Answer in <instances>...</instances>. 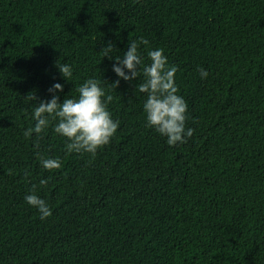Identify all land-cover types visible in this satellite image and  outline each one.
I'll return each instance as SVG.
<instances>
[{
  "label": "trees",
  "instance_id": "obj_1",
  "mask_svg": "<svg viewBox=\"0 0 264 264\" xmlns=\"http://www.w3.org/2000/svg\"><path fill=\"white\" fill-rule=\"evenodd\" d=\"M140 37L141 73L157 48L178 69L186 143L146 126L143 75L102 57ZM89 78L113 97L109 144L68 153L56 121L25 137L54 83L62 102ZM0 264H264V0H0Z\"/></svg>",
  "mask_w": 264,
  "mask_h": 264
},
{
  "label": "clouds",
  "instance_id": "obj_2",
  "mask_svg": "<svg viewBox=\"0 0 264 264\" xmlns=\"http://www.w3.org/2000/svg\"><path fill=\"white\" fill-rule=\"evenodd\" d=\"M148 44L149 41L144 37H140L138 41H130L127 50L123 53V59L120 56L110 55L116 50L111 43L100 50L102 57H108L117 62L112 67L117 77L131 81L143 75L144 80L137 87L139 92L146 93L147 96L143 104L146 126L154 128L160 135L165 136L169 146L186 143L187 139L193 136L194 129L186 128L188 105L183 96L178 94L179 88L175 83V74L178 69L175 65L169 64L163 49L157 48L147 52L150 64L143 65L141 73L140 66L143 64V59L139 49L140 45ZM57 67L64 79L69 81L72 77L71 66L64 63ZM200 75L202 79L206 78L207 70L200 69ZM118 85L119 79L111 83L113 90ZM62 90L63 85L60 83H54L48 89L50 93H53L51 99L40 100L37 103L32 114L36 123L33 128L25 130L24 135L29 137L33 132L40 134L52 121H56L54 131L68 141L66 144L68 153H89L94 157L98 149L110 143L119 127V120L113 119L107 107L113 97L111 94H106L100 81L94 78L85 80L77 88L76 97L64 98L62 102H59L55 93ZM25 99L33 101L38 98L33 93H29ZM40 163L50 172L62 167L58 159H41ZM47 183L46 179L40 181L41 185ZM25 200L41 213V219L51 215V209L46 201L35 192L25 196Z\"/></svg>",
  "mask_w": 264,
  "mask_h": 264
}]
</instances>
